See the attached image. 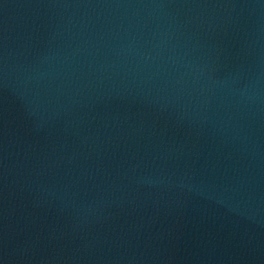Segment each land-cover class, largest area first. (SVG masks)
Returning a JSON list of instances; mask_svg holds the SVG:
<instances>
[{
    "label": "water",
    "instance_id": "1",
    "mask_svg": "<svg viewBox=\"0 0 264 264\" xmlns=\"http://www.w3.org/2000/svg\"><path fill=\"white\" fill-rule=\"evenodd\" d=\"M0 264H264V0H0Z\"/></svg>",
    "mask_w": 264,
    "mask_h": 264
}]
</instances>
